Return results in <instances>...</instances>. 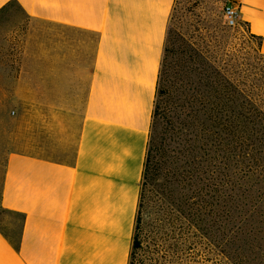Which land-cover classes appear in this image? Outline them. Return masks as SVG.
<instances>
[{"label":"crops","instance_id":"obj_1","mask_svg":"<svg viewBox=\"0 0 264 264\" xmlns=\"http://www.w3.org/2000/svg\"><path fill=\"white\" fill-rule=\"evenodd\" d=\"M175 1L0 0L34 49L11 89L31 120L9 131L0 98V264H128ZM220 1L264 54V0Z\"/></svg>","mask_w":264,"mask_h":264},{"label":"rangeland","instance_id":"obj_2","mask_svg":"<svg viewBox=\"0 0 264 264\" xmlns=\"http://www.w3.org/2000/svg\"><path fill=\"white\" fill-rule=\"evenodd\" d=\"M8 11V15L0 16V88L7 93L0 98H5L7 102V120L11 131L14 130L12 121L31 120L30 111L16 107L11 89L16 87L15 73L21 69L23 60L30 59L34 49L31 43H23L31 36L26 33V22L18 14V8L12 4ZM165 43L172 50L166 59L170 62L168 75L172 101L176 102L179 75L174 60L179 57L181 47L191 48L193 54V59L187 63V67L190 66L187 72L188 93L192 108V152L199 169L206 164L205 159L210 161V155L214 154L211 141L219 143L222 155L228 129L230 126L234 129L238 159L234 180L237 187L252 184V190L257 195V225L262 237L259 250L251 252L245 248L246 264H264V54L260 50L259 39L251 35L242 22L234 26L226 25L220 0H176ZM213 81L218 89L216 98L208 96L212 93ZM31 83L24 81L25 87H30ZM247 116L254 119L253 123H249ZM247 126L249 131L245 129ZM249 134L250 141L245 140ZM245 148L251 156L248 167L241 162ZM196 174L199 178L203 177L200 172ZM219 178L225 180L222 174ZM144 196L141 212L143 245L150 237L159 210L155 187L144 185ZM138 254L137 257H142V250H138ZM135 263L138 264L137 260Z\"/></svg>","mask_w":264,"mask_h":264},{"label":"trees","instance_id":"obj_3","mask_svg":"<svg viewBox=\"0 0 264 264\" xmlns=\"http://www.w3.org/2000/svg\"><path fill=\"white\" fill-rule=\"evenodd\" d=\"M171 51L165 43L128 264H136V260L138 264H246L245 248L251 252L259 250L262 237L252 184L237 187L234 180L238 162L234 129L231 126L228 129L222 155L219 143L211 141L215 155H210V161L205 159L206 164L199 169L192 152V108L188 93L187 63L193 54L191 48L181 47L179 57L174 60L179 72L175 102L169 89L170 62L166 60ZM211 90L208 96L216 98L218 89L214 81ZM247 120L254 121L250 116ZM250 138L249 134L245 140ZM247 150L241 162L248 167L251 156ZM196 172L203 177H197ZM221 174L224 181L219 178ZM147 184L158 193L159 210L150 237L143 245L141 212ZM138 250H142V257H137Z\"/></svg>","mask_w":264,"mask_h":264},{"label":"built area","instance_id":"obj_4","mask_svg":"<svg viewBox=\"0 0 264 264\" xmlns=\"http://www.w3.org/2000/svg\"><path fill=\"white\" fill-rule=\"evenodd\" d=\"M222 16L228 26H234L239 22L238 8L232 2L222 4Z\"/></svg>","mask_w":264,"mask_h":264}]
</instances>
